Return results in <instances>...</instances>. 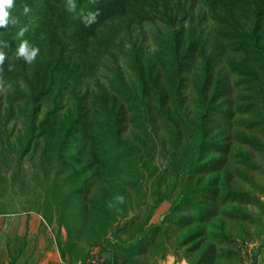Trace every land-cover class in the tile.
Segmentation results:
<instances>
[{
	"label": "rangeland",
	"instance_id": "obj_1",
	"mask_svg": "<svg viewBox=\"0 0 264 264\" xmlns=\"http://www.w3.org/2000/svg\"><path fill=\"white\" fill-rule=\"evenodd\" d=\"M77 5L0 28V264H264V0Z\"/></svg>",
	"mask_w": 264,
	"mask_h": 264
},
{
	"label": "clouds",
	"instance_id": "obj_2",
	"mask_svg": "<svg viewBox=\"0 0 264 264\" xmlns=\"http://www.w3.org/2000/svg\"><path fill=\"white\" fill-rule=\"evenodd\" d=\"M90 4H95L96 0H89ZM14 0H0V28L8 29L9 26L15 27L17 25V20L10 16V10L12 9ZM31 9L27 6L23 9V14L27 15ZM67 11L72 14L75 18H78L85 27H89L96 23V18L99 15V11H86L85 8H79L77 5V0H67ZM29 32V26L25 25L20 27L16 33L15 38L19 43L15 48L12 61L22 59L26 64L31 65L37 58L40 49L33 45L28 39L25 38L26 33ZM9 47L8 43L5 41H0V67L5 63L6 59H9L7 54L2 50L3 48ZM15 64L10 62L8 64V71H13ZM118 203H123L124 198L118 196ZM111 206V205H109Z\"/></svg>",
	"mask_w": 264,
	"mask_h": 264
},
{
	"label": "crops",
	"instance_id": "obj_3",
	"mask_svg": "<svg viewBox=\"0 0 264 264\" xmlns=\"http://www.w3.org/2000/svg\"><path fill=\"white\" fill-rule=\"evenodd\" d=\"M20 222V221H19ZM34 223H36L35 220H32L30 219V222L28 223V226L31 225V228H30V233L28 234L27 238H33L34 235L37 234V227L34 228ZM18 224V223H17ZM14 225V227L17 229L18 228V225ZM23 224V223H22ZM21 223H19V226L22 225ZM25 227V226H24ZM30 227V226H29ZM11 232V233H10ZM9 236H15V235H18V236H25L24 233H16V231H11L10 230ZM15 232V233H14ZM34 242L31 240L30 242H28L26 244V246L21 250L20 253H18V255L16 256V261H15V264H26V262L28 263V260H29V255L31 254V252L34 251ZM29 252V253H27ZM44 252V255L43 257L38 261V259H33L31 264H36L35 262H37V264H54L52 262V254L49 253V252H45L44 250H42V253Z\"/></svg>",
	"mask_w": 264,
	"mask_h": 264
},
{
	"label": "trees",
	"instance_id": "obj_4",
	"mask_svg": "<svg viewBox=\"0 0 264 264\" xmlns=\"http://www.w3.org/2000/svg\"><path fill=\"white\" fill-rule=\"evenodd\" d=\"M87 135H88V137H86V139H89V133H87ZM83 138H84V134H83ZM179 202H180V201H179ZM179 202H178V203H179ZM178 203H177V204H178Z\"/></svg>",
	"mask_w": 264,
	"mask_h": 264
}]
</instances>
